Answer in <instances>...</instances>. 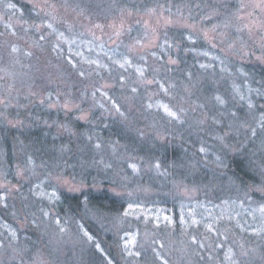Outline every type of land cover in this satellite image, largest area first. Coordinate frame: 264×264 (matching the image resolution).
I'll return each mask as SVG.
<instances>
[{
    "label": "rangeland",
    "instance_id": "1",
    "mask_svg": "<svg viewBox=\"0 0 264 264\" xmlns=\"http://www.w3.org/2000/svg\"><path fill=\"white\" fill-rule=\"evenodd\" d=\"M24 1L47 20L56 39L54 50L78 71V80L86 84L82 86L95 84L82 95L84 88L73 91L66 83L61 89L62 83L56 82L52 86L60 100L55 93L49 107L61 108L65 117L69 113L81 123H107L104 120L111 118L126 123L135 138L127 141L134 148L113 155L119 171L109 165L114 159L104 163L101 150L91 161L99 177L94 187L125 199L120 213L103 217L85 205L78 214L60 213L55 209L58 186L78 194L89 186L82 180H64L63 173L52 178V185L36 181L31 190L46 201V209L27 205L12 218L0 209V264H264V180L258 182L260 190L235 185L224 162L226 154L237 153L244 169L253 168L242 142L251 136L250 127L257 135L260 131L264 80L252 85L245 65L254 64L259 73L264 68L261 0H181L172 12L162 0L165 7L156 4L108 24L93 19L83 26L74 21L70 7L49 0ZM218 8L231 18L230 24L229 19L218 20ZM2 13L0 21L6 17ZM6 24L0 25V42L11 46L16 57H8L0 78L13 94L18 84L24 94H36L28 90L31 76L23 74L18 62L19 47H27V39L15 43L17 37ZM123 39L128 40L125 46ZM41 65L50 80L64 76L44 59ZM163 106L179 119L168 116ZM93 113L104 119L91 120ZM238 133L244 138H237ZM217 136H224L223 143ZM167 149H176L171 162L162 155ZM253 149L259 160L264 132ZM7 193L11 188L0 180V206Z\"/></svg>",
    "mask_w": 264,
    "mask_h": 264
},
{
    "label": "trees",
    "instance_id": "2",
    "mask_svg": "<svg viewBox=\"0 0 264 264\" xmlns=\"http://www.w3.org/2000/svg\"><path fill=\"white\" fill-rule=\"evenodd\" d=\"M49 1L54 2L58 6L70 7L69 9L72 11L70 15L75 22H80L82 26L90 24L93 19L103 25L119 20L118 17L124 13H142L144 10L151 9L152 6L157 7V5L165 7V3L163 4L162 0ZM166 4L170 6L168 9L172 12L175 8L179 9L178 7L182 3L181 0H166ZM235 4L238 7L237 10H239V4L236 2ZM2 11L6 15L2 20L7 23L5 28L12 33L14 32L17 37L15 43H18L21 37L24 38L25 36L27 39V47L25 45L19 47V54L22 57L18 59V62L23 66V74L28 72L31 76V81L28 83V88L30 89L28 90H34L37 93L24 94L25 90L23 92L22 89H19L18 84L14 89V92L16 91L15 94H13L10 92L12 91L10 90V85L5 79L0 78V180L11 188V193L6 194L4 204L0 206L1 211H6L8 215L10 214L7 218H12L13 213L19 214L18 208L22 211V207L24 209L27 205L36 204L46 209V201L39 199V194L31 190V187L34 182L42 179H45V185H52L54 184L52 178L63 173L64 180L71 178L75 183H79L82 180V183L85 182L89 189L78 194L58 186L56 189L58 197L55 209L61 211L60 213H68L72 210L74 214H78L83 205L97 210L103 217L120 213L125 207L123 203L125 199L94 187L99 177L96 174L97 166L95 168L91 161L93 156H100L96 151L101 150L102 153H105L104 163L108 165V162L114 159L115 161L109 165L114 166L119 171L118 167H116V164L119 163L116 162V158L113 155L121 152V149L134 148L127 141L135 137L128 134L126 123H115L112 118L105 119L104 121L107 123H81L76 118H71L72 116L69 113L65 117L61 108H50L49 100H52V97L54 98L55 93H57L55 94L56 100L57 97L58 101L60 100L58 91L52 86L56 82L60 81L62 83H60L61 89H63L62 85L67 83L66 87L68 86L73 91L84 88L83 86L86 84L78 80V75L76 74L78 71L64 61L66 60L64 56L58 50H54L56 39L49 26L46 25L47 20L42 17L36 8L24 0H0V14ZM217 11L216 14L219 15L217 16L219 21L222 22V20L229 19L226 24L231 23L230 17L223 14L219 8ZM2 21H0V25L3 24ZM67 26L70 27L69 25ZM135 27L133 26V28ZM125 31L129 34L127 30ZM138 32L139 29L136 27L134 33L139 35ZM3 35H5L4 32L2 33ZM182 35L181 32L180 38L184 40ZM5 39L8 40V36ZM127 43V39L121 41L124 46ZM120 51L125 53L127 50L120 48ZM24 52L26 53L25 55L23 54ZM12 54L11 46L2 45L0 42V74L6 70L8 57H12ZM13 55L16 57L15 54ZM50 56L54 60H50ZM43 59L50 67H58L57 69L61 70L64 76H61L59 80L54 76H50V80L46 76L48 78L47 83V78L44 76L46 72L41 65ZM247 62L250 61L248 60ZM183 64L182 67L184 66ZM32 65L33 69L31 68ZM245 67L248 80L252 85L255 86L263 82L264 68L259 73L252 63L246 64ZM88 86L82 89V95L86 94L84 91H91L95 84H91V86L89 84ZM31 88L33 89L31 90ZM49 95L50 98L48 97ZM66 99L70 100L68 96ZM81 102L86 103L85 101ZM83 110L87 111L84 108ZM92 115L91 120L100 121L104 119L101 114L93 113ZM122 125L126 126V131ZM261 132L264 131L260 130L256 137L248 136L242 142L246 143L243 152L247 153V163L248 159H250L249 162L252 164L248 163V165L253 167L255 172L252 173L253 168L244 169L242 167L239 161V154L237 153L226 154L224 157L226 167L231 171V173L227 174L229 182L235 185L238 184L240 187L251 184L256 190L264 189V187L260 188L258 184L260 180H264V159L261 157H264V154L257 149V152L261 155L259 160H257L258 158L252 153L255 142L261 138ZM239 133L237 138H244ZM136 138L138 137L136 136ZM175 151L176 149L171 152L168 149L163 151L164 161L171 162L175 157ZM262 195H264V191ZM1 216L2 213L0 218L4 219ZM256 264H262V261H257Z\"/></svg>",
    "mask_w": 264,
    "mask_h": 264
},
{
    "label": "snow or ice",
    "instance_id": "3",
    "mask_svg": "<svg viewBox=\"0 0 264 264\" xmlns=\"http://www.w3.org/2000/svg\"><path fill=\"white\" fill-rule=\"evenodd\" d=\"M259 7L264 8V0H261V3H260V5H259ZM41 39H43V37H41ZM15 50H16V49H13V51H15ZM124 63L127 64V63H130V62H129L128 60H125ZM123 66H124V65L121 64V67H123ZM202 67H203V65H202ZM138 71H139L140 75L142 76V75H143V71H142V70H139V69H138ZM81 74H82V73H81ZM121 83H123V80H121ZM160 87L163 89L164 86L161 84ZM131 90H132L133 92H135V91H136V88L133 87ZM217 100L219 101L220 98L217 97ZM221 103H222V101H221ZM114 106H115V105H114ZM149 107H150V106H149ZM163 107H164V110H165V112L167 113L168 116L172 117L173 119H179V117L177 116V114L174 113V112H172L171 110H169V109L167 108V106H163ZM251 107H252V105L249 104V108H251ZM116 110L119 111V108H117ZM121 114H122V113H121ZM232 115H235V113H233ZM259 123H260V130H261V131H264V117H261V120H260ZM229 127H231V126H229ZM249 132H250V135H251L252 137H256V136H257V129H256L255 127H250ZM225 135H227V133H226ZM216 139L220 140L221 143H223V141H224V136H217ZM205 151H206L205 148H203V147L200 148V152H201V153H204ZM132 167L135 168L134 165H132ZM157 167H158V165H157ZM53 195H55V193H53ZM0 199H3V197H0ZM126 214H127V213H126ZM193 222L195 223V221H193ZM209 230H211L210 227H209ZM85 235H87V233H85ZM89 239H91V237H89ZM192 243H194V244L197 243V241H196L195 238H193ZM200 247L203 248L204 245L201 244ZM130 254H132V253H130ZM135 255H139V253H136ZM157 256L159 257V254H158V253H157Z\"/></svg>",
    "mask_w": 264,
    "mask_h": 264
}]
</instances>
